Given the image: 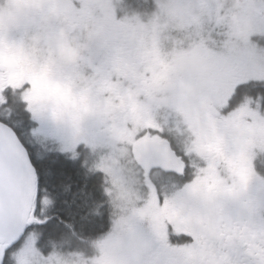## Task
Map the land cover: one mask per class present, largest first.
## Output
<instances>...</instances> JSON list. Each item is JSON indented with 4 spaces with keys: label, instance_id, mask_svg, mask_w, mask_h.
Masks as SVG:
<instances>
[{
    "label": "snow or ice",
    "instance_id": "6c2138e0",
    "mask_svg": "<svg viewBox=\"0 0 264 264\" xmlns=\"http://www.w3.org/2000/svg\"><path fill=\"white\" fill-rule=\"evenodd\" d=\"M175 7L188 33L176 75L188 103L208 111L198 126L187 117L193 149L155 120L123 134L107 122L83 128L43 69L10 82L0 67V264H68L97 237L107 255L92 264H264V34L249 37L259 47L249 66L250 53L217 40L228 19L219 5ZM238 7L264 30V0ZM89 151L112 171L134 164L140 192L111 202ZM229 160L243 164L239 180Z\"/></svg>",
    "mask_w": 264,
    "mask_h": 264
},
{
    "label": "rangeland",
    "instance_id": "374dc122",
    "mask_svg": "<svg viewBox=\"0 0 264 264\" xmlns=\"http://www.w3.org/2000/svg\"><path fill=\"white\" fill-rule=\"evenodd\" d=\"M120 1H100L97 12L101 16L96 14L91 20L90 28L84 33L85 37L82 34L74 37L76 40L79 37V42L75 45L71 44V36L66 34L44 35L43 30V32L39 31L38 24L44 29L46 27L43 20L36 18V0H9V7L0 3V62H4L7 66L9 81L16 82L24 78L34 68L43 69L47 80L59 86L56 89V95L79 112V124L83 128L90 126L99 128L104 122L109 124L113 112L122 107L123 101H128L131 103L129 109L135 113L138 120V123L136 121L133 123L136 129L139 124L142 125L151 120L150 103L158 99L170 106L172 114L169 118L173 119L174 123L172 115L176 112V115L182 117L188 129L196 136L193 124L188 122L187 117L191 113L192 120L197 126L201 120L193 108L188 109L186 106V84L176 75L178 57L166 65L169 69L162 71L158 67L161 63L160 51L167 47L171 50L176 47L179 40L188 39L183 16L175 7L178 0H156L155 21L139 26H133L126 18L120 20L112 16L133 13L127 4ZM197 2L220 6L223 10L221 21L225 17L228 19L224 22L227 27L220 26L224 23L217 26L218 31L224 27L218 34L225 36L229 34L231 46L250 53L249 66H255L259 47L249 37L264 34V30L238 7L243 0H197ZM109 6L111 7L108 11ZM211 27L213 26L205 25L206 30ZM58 38L64 46L57 42ZM176 50L178 51L179 48ZM26 64H29V67L25 69ZM131 65L136 69L140 67L144 71L153 72V82L139 92L143 95V99L136 100L133 96L129 99L130 93L124 88L121 89L110 75L115 73L116 66L127 71L130 70ZM98 82L101 86L97 90ZM103 83L111 94L107 100L99 96ZM134 88L137 89V87ZM151 90L158 97L149 96L148 93ZM100 93L102 95L104 91ZM183 108L186 109L184 112ZM178 110L182 113L177 112ZM236 126H239V122ZM111 128L117 133L120 132L115 126ZM197 140L198 137L194 140L196 145ZM96 155L98 158H92L93 152L89 151V158L95 160V167L105 171L113 188L111 202L116 205L126 203L130 196L136 195L133 182L137 178L138 171L135 165L128 164L123 172L112 171L103 166V157H99L98 153ZM227 163L230 173L239 180L245 173L243 164H236L230 160ZM240 187L243 192L244 185L241 184ZM256 188L257 183H252L248 195L254 194ZM93 246L97 251L96 254ZM89 247L91 249V253L87 252L89 256L76 251L65 255L64 259L68 261V264H72L75 260L92 264L93 260L107 255V249L101 244L93 242V245Z\"/></svg>",
    "mask_w": 264,
    "mask_h": 264
},
{
    "label": "flooded vegetation",
    "instance_id": "af4514ba",
    "mask_svg": "<svg viewBox=\"0 0 264 264\" xmlns=\"http://www.w3.org/2000/svg\"><path fill=\"white\" fill-rule=\"evenodd\" d=\"M100 1L109 2L112 0H36V9H37L36 18L41 19V21L43 20L46 27L44 29L42 28V26L38 24V29L41 32L44 31V35H50V33L51 34L54 33L55 36L58 34H62V35L66 34L67 36H71L72 38L71 44L75 45L79 42V37L78 40H76L74 37L79 34H82V36L85 37L84 33H86L90 28L91 20L96 16V14L99 17L101 16L97 12V6ZM136 1H138L141 4L140 5L136 4V2H132V0H121V2L127 4L133 10V13L120 14L116 16L112 14L111 15L114 18H118L120 20L126 18L128 19V22H130L133 26L145 25L148 22L151 23L150 21H155L156 16L154 13L153 2H155L156 0H136ZM136 6H138L139 8ZM110 7L111 6L107 8L108 11ZM56 25H58L57 27L59 29L58 28L56 29ZM220 26L227 27L225 23L221 24ZM224 27H221V30H223ZM220 31L217 30V40H220L221 37H223L224 41L231 45L232 41L230 35L229 34L228 36L219 35L218 32ZM57 42L62 46H64V44L61 43L62 41L59 40V38ZM187 44H188V39H186V41L179 40L176 45L177 48L173 47L171 50H168L169 48L167 47L165 50L160 51L161 63L158 64L159 69L162 71L164 69L166 70L169 69L166 65H169L170 62L174 61V59L178 57L177 53H179L183 48L187 47ZM178 48L179 50L177 51L176 49ZM0 67L5 68L9 75L7 66L4 62H0ZM24 67L26 69V67H29V64H26ZM116 68L117 69L115 70V73L113 74L110 73V75L113 78V80L117 81L118 86L121 89L124 88L126 92L130 93L129 99H131V96H133L136 100L143 99L142 97L143 95H140L139 92L147 88L148 84L153 82V77H152L153 72L149 70L144 71L140 67L136 69L132 65L129 68L130 70L127 71H124L121 67L116 66ZM103 84L104 86L102 89H100L99 96L102 99L107 100V98L111 97V94L109 90L105 88V83ZM97 85H98L97 88L98 90L101 84L98 82ZM134 87H137V89H135ZM101 91L102 93L104 91L102 95H100ZM134 92H136L137 94H133ZM148 95L158 97L157 94L155 95L153 93V90H151L148 93ZM249 100L250 98H245V103H247ZM130 105L131 103H129L128 101H123L122 107L114 111L113 116H111V118L109 119V124H111L110 127L115 126L120 131L119 132L120 134L127 132L129 126L132 129H135L133 123L135 121L138 123V120H136L137 117L135 113L129 109ZM186 106L188 109L190 107L193 108L196 111L198 118L200 120L202 119L206 120L208 118L207 107L202 99H197L191 104H189L188 101L186 100ZM220 106L221 107L223 106V102H221ZM184 110L186 109L183 108L182 111L184 112ZM171 112L172 110L170 109V106H168L167 104H165L164 102L158 99L152 100L150 103V111H149L150 119L158 121L160 124H163L168 128L175 129L174 135H178L181 144L188 149H193L194 146H196V144L194 143L195 139H193L195 135L192 133V131L188 129L184 120H182V117L176 115V112L174 113V115H172V117H174V121H175L174 123L172 121L173 119L169 118V116L172 114ZM177 112L182 113L180 110H178ZM139 126L141 125L139 124ZM89 166L91 170L95 171L97 169V167H95L96 163L94 159L92 158L90 159ZM136 177H137L136 180L133 182V188H134V192L137 194L140 192L141 189V179L139 175H137ZM105 180H106V184L101 186L104 187L105 192L109 195L110 198L113 192V188L110 185L106 175H105ZM93 242L97 243L98 245L101 244L104 247V237H97L95 239L88 240L86 242V246L93 245ZM94 253L95 254L97 253L95 248H94Z\"/></svg>",
    "mask_w": 264,
    "mask_h": 264
},
{
    "label": "trees",
    "instance_id": "16d2710c",
    "mask_svg": "<svg viewBox=\"0 0 264 264\" xmlns=\"http://www.w3.org/2000/svg\"><path fill=\"white\" fill-rule=\"evenodd\" d=\"M121 2V1H120ZM132 2H136V4H141V3H139L138 1H136V0H132ZM117 3H119V2H117ZM122 3H124V2H122ZM156 3H157V1H155V2H153V8H155V5H156ZM136 7H138V6H136ZM139 8V7H138ZM88 168H89V170L90 171H94V170H91V168H90V166L88 165ZM262 174H264V172H262ZM83 247V246H82ZM90 247H89V245H87L86 247H84V250L83 251H80V250H77V251H79V252H81L83 255H87V256H89L88 255V253L87 252H90L91 253V249H89ZM67 250V249H66Z\"/></svg>",
    "mask_w": 264,
    "mask_h": 264
},
{
    "label": "clouds",
    "instance_id": "9594fccd",
    "mask_svg": "<svg viewBox=\"0 0 264 264\" xmlns=\"http://www.w3.org/2000/svg\"><path fill=\"white\" fill-rule=\"evenodd\" d=\"M0 3H3V5H4L5 7H9V6H10V2H9V0H0Z\"/></svg>",
    "mask_w": 264,
    "mask_h": 264
}]
</instances>
